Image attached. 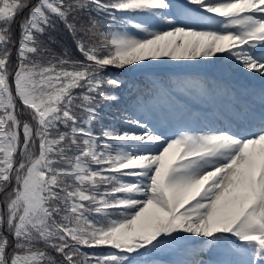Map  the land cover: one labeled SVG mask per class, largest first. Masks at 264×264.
Returning <instances> with one entry per match:
<instances>
[{
  "label": "snow or ice",
  "instance_id": "snow-or-ice-1",
  "mask_svg": "<svg viewBox=\"0 0 264 264\" xmlns=\"http://www.w3.org/2000/svg\"><path fill=\"white\" fill-rule=\"evenodd\" d=\"M0 264H264V0H0Z\"/></svg>",
  "mask_w": 264,
  "mask_h": 264
},
{
  "label": "trees",
  "instance_id": "trees-1",
  "mask_svg": "<svg viewBox=\"0 0 264 264\" xmlns=\"http://www.w3.org/2000/svg\"><path fill=\"white\" fill-rule=\"evenodd\" d=\"M19 23H20V20L18 19L16 24L13 25V31L17 35H19ZM128 30L130 32H133L134 34L139 35V33L135 29H132L130 26H129ZM52 35L55 36V38L57 40V44L54 45V48L56 49V51L58 53L62 52L64 50H67V52L71 55V57L73 59H80L81 58L80 53L77 52L75 47H74L72 38L62 28V26H58V30L56 32L52 33ZM134 67H135V65L132 66V68H134ZM131 69L130 68H125L123 70H120V69H115V68H109L108 69V74L119 77V79L125 81V83L129 87H131L132 84H134V83L137 86L141 85L142 83H146V81H145V79H144L142 74H136V73L127 74V72L129 70H131ZM162 74L166 76L165 73H162ZM125 95H127V93H125ZM102 123H107V120L94 121V126H95L97 131H99V128H100Z\"/></svg>",
  "mask_w": 264,
  "mask_h": 264
},
{
  "label": "rangeland",
  "instance_id": "rangeland-1",
  "mask_svg": "<svg viewBox=\"0 0 264 264\" xmlns=\"http://www.w3.org/2000/svg\"><path fill=\"white\" fill-rule=\"evenodd\" d=\"M178 65H186L187 66V70H190L194 67H202L204 69H211L213 68L212 63L210 62H202L200 60L197 61H179V62H172L169 61L167 64L161 63V62H156L155 64H153V68H169L172 70H176L178 68ZM217 69H219V67H217ZM232 74V73H230ZM237 77H248L250 75H246V74H241V73H236ZM260 79V78H259ZM253 80H256V78H253ZM261 81V80H260ZM225 103H227L226 100H224ZM169 256H166V258H168ZM160 260H164V261H168L166 259H164V257H161L158 259V261ZM171 260V259H169Z\"/></svg>",
  "mask_w": 264,
  "mask_h": 264
}]
</instances>
